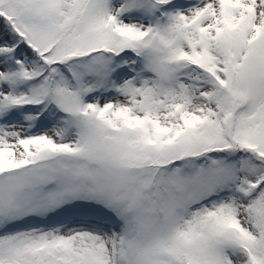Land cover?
<instances>
[{"label": "snow or ice", "instance_id": "1", "mask_svg": "<svg viewBox=\"0 0 264 264\" xmlns=\"http://www.w3.org/2000/svg\"><path fill=\"white\" fill-rule=\"evenodd\" d=\"M0 264H264V0H0Z\"/></svg>", "mask_w": 264, "mask_h": 264}]
</instances>
